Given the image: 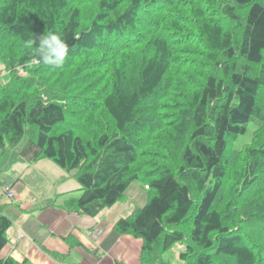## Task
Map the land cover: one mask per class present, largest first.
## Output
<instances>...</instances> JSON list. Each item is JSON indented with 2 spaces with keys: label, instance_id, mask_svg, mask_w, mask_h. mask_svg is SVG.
Instances as JSON below:
<instances>
[{
  "label": "trees",
  "instance_id": "16d2710c",
  "mask_svg": "<svg viewBox=\"0 0 264 264\" xmlns=\"http://www.w3.org/2000/svg\"><path fill=\"white\" fill-rule=\"evenodd\" d=\"M49 32L60 68L27 46ZM3 70L0 158L25 139L14 161L73 172L65 209L94 217L139 182L113 230L140 264L178 243L182 264H264V0H0ZM10 225L0 212V252Z\"/></svg>",
  "mask_w": 264,
  "mask_h": 264
},
{
  "label": "crops",
  "instance_id": "0c3cea01",
  "mask_svg": "<svg viewBox=\"0 0 264 264\" xmlns=\"http://www.w3.org/2000/svg\"><path fill=\"white\" fill-rule=\"evenodd\" d=\"M17 156L12 151L0 158V212L11 221L1 257L22 264H140L141 239L113 230L114 222L128 215L123 205L94 217L69 211L64 202L81 194L73 175L49 159L27 163L14 161ZM7 166L9 175L3 173ZM5 183L14 198L5 195ZM132 190L141 193L137 186Z\"/></svg>",
  "mask_w": 264,
  "mask_h": 264
},
{
  "label": "rangeland",
  "instance_id": "374dc122",
  "mask_svg": "<svg viewBox=\"0 0 264 264\" xmlns=\"http://www.w3.org/2000/svg\"><path fill=\"white\" fill-rule=\"evenodd\" d=\"M16 69H18L20 72H22V69L20 67H16ZM7 75H8V71L3 70L0 72V78H2V79H5ZM256 124L257 123H256L255 119H252L249 121L246 132L243 135H240V136L231 140V150L232 149L241 150L242 147H244L245 145H247L251 142V136H252V133L257 126ZM24 143H25V139H22L16 147L8 149L5 153H3L2 157H4V155H8L12 151L15 152L16 156H17L20 149L24 145ZM230 155L231 154H229L228 156L230 157ZM235 159L236 158H233V156H231L230 163L235 164ZM8 170H9V166L6 167V170H3V173L6 175H9ZM70 173L72 175L73 172H70ZM3 185H5V184H2L1 188ZM134 186H137L141 191V193H140L141 194V201H140V197H139L140 194L138 195V194H135L132 192L133 191L132 188ZM146 196H147V192H146L145 188L139 182H133L127 188V191H125V198L122 201L117 202L116 204L117 205H123L125 207V211H123V212H125V214H129V212H131V210H133L134 208L142 207L145 204L146 199H147ZM183 249H184V244H181V243L175 244L174 246H172L169 250H167L163 254V258L165 260L170 261L172 264H182V262L180 261V258H179V252Z\"/></svg>",
  "mask_w": 264,
  "mask_h": 264
},
{
  "label": "clouds",
  "instance_id": "9594fccd",
  "mask_svg": "<svg viewBox=\"0 0 264 264\" xmlns=\"http://www.w3.org/2000/svg\"><path fill=\"white\" fill-rule=\"evenodd\" d=\"M27 46L31 49L33 55L39 58L37 62L42 61L53 68L62 67L68 54V45L60 35L51 32L30 40ZM9 185L11 187V184Z\"/></svg>",
  "mask_w": 264,
  "mask_h": 264
},
{
  "label": "built area",
  "instance_id": "2783aa9c",
  "mask_svg": "<svg viewBox=\"0 0 264 264\" xmlns=\"http://www.w3.org/2000/svg\"><path fill=\"white\" fill-rule=\"evenodd\" d=\"M2 190L6 194L8 198H13L14 197V192L12 191V188L10 187L9 184H5L2 186ZM97 234V232L94 233V235Z\"/></svg>",
  "mask_w": 264,
  "mask_h": 264
}]
</instances>
